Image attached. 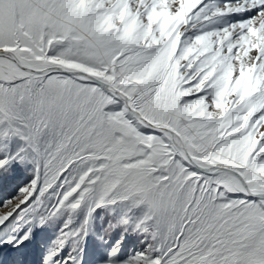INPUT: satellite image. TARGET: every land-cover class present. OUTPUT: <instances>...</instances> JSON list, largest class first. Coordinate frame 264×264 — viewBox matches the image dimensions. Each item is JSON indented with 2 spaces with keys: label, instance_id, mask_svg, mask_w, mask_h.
Returning a JSON list of instances; mask_svg holds the SVG:
<instances>
[{
  "label": "snow or ice",
  "instance_id": "obj_1",
  "mask_svg": "<svg viewBox=\"0 0 264 264\" xmlns=\"http://www.w3.org/2000/svg\"><path fill=\"white\" fill-rule=\"evenodd\" d=\"M0 264H264V0H0Z\"/></svg>",
  "mask_w": 264,
  "mask_h": 264
}]
</instances>
